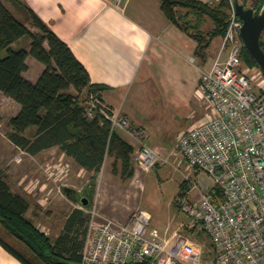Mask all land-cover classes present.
Listing matches in <instances>:
<instances>
[{
    "label": "built area",
    "instance_id": "1",
    "mask_svg": "<svg viewBox=\"0 0 264 264\" xmlns=\"http://www.w3.org/2000/svg\"><path fill=\"white\" fill-rule=\"evenodd\" d=\"M228 8L220 47L211 64L199 68L195 89L209 119L181 131L173 150L187 168L204 172L212 182L205 188L190 179L186 193L198 197L183 192L176 200L189 218L187 230L208 237L211 257L205 259L201 246L180 231L166 236L150 227L145 209L119 222L98 220L91 208L86 210L79 264H264V74L256 65L242 66L244 46L232 0ZM84 104L87 117L98 112L111 130L123 129L139 141L134 153L138 168L149 171L157 161L167 162L146 143L143 127L131 124L96 93ZM212 186L219 188L220 199H213Z\"/></svg>",
    "mask_w": 264,
    "mask_h": 264
},
{
    "label": "trees",
    "instance_id": "2",
    "mask_svg": "<svg viewBox=\"0 0 264 264\" xmlns=\"http://www.w3.org/2000/svg\"><path fill=\"white\" fill-rule=\"evenodd\" d=\"M20 8L30 30L0 0V92L19 105L7 124L8 139L18 148L34 155L56 146L77 165L91 171L88 185L95 186V178L106 156L112 157L111 171L122 178H132L133 147L110 129V122L95 112L85 115L84 101L91 93L101 99L106 86L90 82L83 64L73 55L68 45L61 40L22 0H7ZM160 8L169 21L188 33L197 43L195 55L201 63L207 58L206 49L216 36H223L226 28V10L229 0H218L207 4L201 0H159ZM263 0H254L255 12ZM184 10V11H183ZM189 14L200 18L208 16L214 27L204 34L198 24L189 32L186 26ZM264 29L260 45L264 51ZM26 37V46L13 45ZM30 56L43 65L35 81L26 79L22 73L27 69L26 58ZM242 61L249 66L255 63L242 49ZM33 127L30 136L24 132ZM184 182L180 183L183 194ZM213 199H220L218 187L212 186ZM70 199L74 198L65 192ZM29 201L19 192L13 191L0 174V225L27 248L29 254L12 247L0 237V245L22 264H79V251L85 235L88 215L80 208H73L67 215L62 230L53 239L40 230L26 216ZM203 235L202 232H197ZM211 246V244H210Z\"/></svg>",
    "mask_w": 264,
    "mask_h": 264
},
{
    "label": "crops",
    "instance_id": "3",
    "mask_svg": "<svg viewBox=\"0 0 264 264\" xmlns=\"http://www.w3.org/2000/svg\"><path fill=\"white\" fill-rule=\"evenodd\" d=\"M2 2L12 13L16 10L20 17L13 14L28 27L20 8L10 1ZM22 2L68 45L87 70L90 82L106 86L100 93L102 102L117 109L131 124L143 127L150 145L165 152L161 122L168 120L175 109L195 95L199 68H207L214 59L208 55L210 44L206 49V61L199 62L195 55L196 41L167 19L159 0ZM27 44L28 40L26 47ZM29 57L22 75L33 82L43 67L38 66L35 75L28 76ZM16 107L18 111L19 106ZM114 131L134 150L139 147V141L123 129L115 128ZM104 161L101 168L110 167V172L112 160L109 167L104 165ZM28 211L26 216L29 218ZM0 264L22 263L0 245Z\"/></svg>",
    "mask_w": 264,
    "mask_h": 264
},
{
    "label": "rangeland",
    "instance_id": "4",
    "mask_svg": "<svg viewBox=\"0 0 264 264\" xmlns=\"http://www.w3.org/2000/svg\"><path fill=\"white\" fill-rule=\"evenodd\" d=\"M217 1L207 0L203 3L213 5ZM237 1L244 4L245 8L253 9L254 0ZM9 8L13 10L12 7L9 6ZM13 13L20 17L16 10H13ZM195 23L198 24L200 32L204 34L214 27L212 20L205 15L197 18L189 14L184 24L189 27V32L194 33L196 30L192 25ZM28 28L37 31L30 24ZM221 38L222 36H216L211 39L208 55L215 57L221 44ZM262 39L264 40V35ZM27 40L26 37H22L14 45L25 46ZM28 63L30 64L28 73L30 77L38 71V66L43 67L32 57H29ZM245 65L247 64L242 62V66ZM16 104L0 92V174L13 191L26 197L30 204L29 218L51 239L60 232L66 214L73 207L83 210L92 208L99 214L98 220L109 218L119 222L127 220L133 211L145 209L151 214L150 227L157 228L161 234L166 236L174 231H180L201 246L205 259L211 257L208 237L205 234L190 233L187 230L185 225L189 222V218L180 210L176 200L178 196H181L178 193L182 181L185 184L182 188L185 195H187L190 179L197 180L205 188L210 187L212 182L204 172L196 168H187V163L182 156L173 152L176 138L181 131L188 130L196 126L198 122L209 119V110L203 101L193 95L186 104L175 109L168 120L161 122V141L165 152L158 148L155 149L167 162L157 161L149 171H144L138 168L134 152L132 158L134 175L132 178H122L118 174L114 175L111 171L109 172L112 158L106 156L104 165L106 164L109 168H101L96 175L94 187L88 185L92 172L80 169L58 148L52 147L31 155L8 139L7 121L17 112L16 106L19 105ZM33 130L34 128L30 127L24 134L30 136ZM146 143L151 146L148 141ZM64 187L73 190L75 196L80 192H89V205H81L76 200L78 196L74 200L67 197L63 190ZM186 197L197 198L198 194H189ZM84 212L87 214V211ZM0 237L12 247L26 255L29 254L24 244L7 233L1 225Z\"/></svg>",
    "mask_w": 264,
    "mask_h": 264
},
{
    "label": "water",
    "instance_id": "5",
    "mask_svg": "<svg viewBox=\"0 0 264 264\" xmlns=\"http://www.w3.org/2000/svg\"><path fill=\"white\" fill-rule=\"evenodd\" d=\"M235 14L240 21L239 36L242 40L243 46L247 54L253 60L256 66H258L264 74V51L260 45V37L264 29V0L260 7L254 12L251 8H245L244 4L239 3L237 0H232ZM64 192L71 195L73 198L74 191L70 188L64 187ZM83 192H80V194ZM77 197L81 205L88 206L89 192L82 196Z\"/></svg>",
    "mask_w": 264,
    "mask_h": 264
},
{
    "label": "flooded vegetation",
    "instance_id": "6",
    "mask_svg": "<svg viewBox=\"0 0 264 264\" xmlns=\"http://www.w3.org/2000/svg\"><path fill=\"white\" fill-rule=\"evenodd\" d=\"M84 194H87V191L86 192L84 191V193H81L80 196H82ZM78 197H79V194H78Z\"/></svg>",
    "mask_w": 264,
    "mask_h": 264
}]
</instances>
